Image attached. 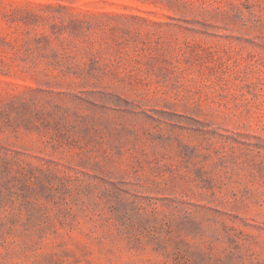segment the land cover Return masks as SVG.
<instances>
[{
    "label": "rangeland",
    "instance_id": "374dc122",
    "mask_svg": "<svg viewBox=\"0 0 264 264\" xmlns=\"http://www.w3.org/2000/svg\"><path fill=\"white\" fill-rule=\"evenodd\" d=\"M0 264H264V0H0Z\"/></svg>",
    "mask_w": 264,
    "mask_h": 264
}]
</instances>
